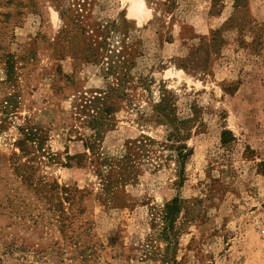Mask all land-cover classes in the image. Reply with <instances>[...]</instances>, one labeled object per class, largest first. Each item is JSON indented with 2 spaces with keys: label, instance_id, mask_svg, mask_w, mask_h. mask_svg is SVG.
<instances>
[{
  "label": "rangeland",
  "instance_id": "obj_1",
  "mask_svg": "<svg viewBox=\"0 0 264 264\" xmlns=\"http://www.w3.org/2000/svg\"><path fill=\"white\" fill-rule=\"evenodd\" d=\"M0 264H264V0H0Z\"/></svg>",
  "mask_w": 264,
  "mask_h": 264
},
{
  "label": "trees",
  "instance_id": "obj_2",
  "mask_svg": "<svg viewBox=\"0 0 264 264\" xmlns=\"http://www.w3.org/2000/svg\"><path fill=\"white\" fill-rule=\"evenodd\" d=\"M75 22V20L73 21ZM80 21L77 20L76 25L72 23L74 28H80L79 25ZM67 24V23H66ZM68 26V25H67ZM158 108L161 109V113L166 117V121L168 122V128H167V135H166V141L170 143L172 147L176 150V156L177 161L179 162V167L177 170L178 179L176 180L177 186H182L185 180V160L186 158L192 154L191 148L187 145L186 140L190 138L193 127L198 126L199 124H194V118L191 117H185V119H182V117H178L176 115L173 116L172 113H168V106H164V99L157 105ZM164 106V107H163ZM160 112V110H159ZM195 125V126H194ZM234 139V135L231 130L223 129L221 132V141L222 143H228L229 141ZM20 143V142H19ZM136 145L135 140H129L127 141V146L125 150L121 154V159H127V161L131 160L132 156V150ZM130 173V172H129ZM128 175L124 177L122 180L127 181ZM183 198L179 195H176L173 197L170 201H168L161 212V219H162V234H178V226H177V220L178 217L182 211L183 207ZM70 214L61 216V232H65L68 230L69 226V219ZM67 219V220H65ZM174 235V236H175ZM84 257V256H83ZM83 262H86V258H82Z\"/></svg>",
  "mask_w": 264,
  "mask_h": 264
},
{
  "label": "bare ground",
  "instance_id": "obj_3",
  "mask_svg": "<svg viewBox=\"0 0 264 264\" xmlns=\"http://www.w3.org/2000/svg\"><path fill=\"white\" fill-rule=\"evenodd\" d=\"M141 6H142V3L133 4L132 7H131V14L140 17V15L142 13Z\"/></svg>",
  "mask_w": 264,
  "mask_h": 264
}]
</instances>
